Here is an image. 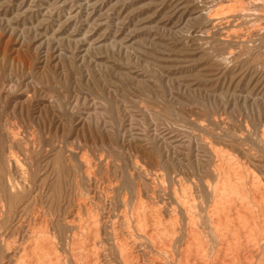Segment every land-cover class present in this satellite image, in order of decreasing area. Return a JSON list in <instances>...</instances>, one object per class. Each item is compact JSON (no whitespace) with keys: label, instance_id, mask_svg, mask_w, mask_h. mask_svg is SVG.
Segmentation results:
<instances>
[{"label":"rangeland","instance_id":"1","mask_svg":"<svg viewBox=\"0 0 264 264\" xmlns=\"http://www.w3.org/2000/svg\"><path fill=\"white\" fill-rule=\"evenodd\" d=\"M96 255L264 264V0H0V264Z\"/></svg>","mask_w":264,"mask_h":264},{"label":"bare ground","instance_id":"2","mask_svg":"<svg viewBox=\"0 0 264 264\" xmlns=\"http://www.w3.org/2000/svg\"><path fill=\"white\" fill-rule=\"evenodd\" d=\"M222 12V11H221ZM214 152H216V151H214ZM11 152H9V154H10ZM14 154V153H13ZM218 154V153H217ZM214 155H216V154H214ZM218 157V156H217ZM221 163V162H220ZM238 165V164H237ZM84 169H85V167H84ZM89 169V168H88ZM233 169V168H232ZM238 169V168H237ZM236 170V169H235ZM84 171V170H83ZM228 171V170H227ZM87 172V171H86ZM89 172H90V170H89ZM238 172V171H237ZM154 173V172H153ZM228 173V172H227ZM88 174V173H87ZM241 174V173H240ZM24 175V174H23ZM92 175V174H91ZM220 175H221V173H220ZM219 175V176H220ZM239 175V174H238ZM262 175V174H261ZM26 176V175H25ZM221 177H222V175H221ZM252 177V176H251ZM261 177V176H260ZM260 177H257V178H260ZM236 179V178H235ZM219 180V179H218ZM239 180H241V179H239ZM233 181V180H232ZM223 182V181H222ZM221 182V183H222ZM259 182V181H258ZM223 183H225V182H223ZM256 184V183H255ZM223 185V184H222ZM238 185V184H237ZM258 185V184H257ZM111 186V185H110ZM263 186V185H262ZM261 186V187H262ZM137 187H138V185H137ZM251 187V186H250ZM136 188V187H135ZM183 188V187H182ZM227 188V187H226ZM225 188V189H226ZM240 188V187H239ZM257 188H258V186H257ZM250 189V188H249ZM218 191H219V189H218ZM236 191V190H235ZM243 191V190H242ZM262 191V190H261ZM261 191H260V193H261ZM139 193V192H138ZM137 193V194H138ZM240 193V192H239ZM124 194V193H123ZM217 194V193H216ZM93 195V194H92ZM106 196V195H105ZM109 196V195H108ZM120 196H122V195H120ZM211 196H214V195H211ZM220 196V195H219ZM29 198V197H28ZM120 198V197H119ZM175 198V197H174ZM222 198H223V196H222ZM226 198H228V197H226ZM226 198H224V199H226ZM234 198V197H233ZM81 199V198H80ZM79 199V200H80ZM214 199V198H213ZM230 199V198H229ZM253 199V198H252ZM188 200V199H187ZM217 200V199H216ZM222 200V199H221ZM248 200V199H247ZM120 201H123V200H120ZM217 201H219V200H217ZM229 201V200H228ZM228 201H226L227 203H228ZM232 200H230L229 201V203L231 202ZM84 202V201H83ZM221 202V201H220ZM233 202H234V200H233ZM248 202H250V201H248ZM79 203V202H78ZM77 203V204H78ZM80 203H82V202H80ZM149 203V202H148ZM192 203V202H191ZM212 203V202H211ZM217 203V202H216ZM222 203V202H221ZM83 204V203H82ZM84 204H85V202H84ZM141 204V203H140ZM220 204V203H219ZM225 204V203H224ZM223 204V205H224ZM250 204V203H249ZM79 205V204H78ZM137 205V204H136ZM218 205V204H217ZM222 205V206H223ZM227 205V204H226ZM235 205H237V204H235ZM83 206V205H82ZM247 206V205H246ZM35 207V206H34ZM79 207H81V206H79ZM214 207H216V206H214ZM232 207V206H231ZM135 208V207H134ZM218 208V207H217ZM149 209V208H148ZM160 209V208H159ZM72 210V209H71ZM219 209H217V210H213L214 212H217ZM235 210H236V208H235ZM240 210V209H239ZM41 211V210H40ZM77 211V210H76ZM188 211V210H187ZM221 211V210H220ZM223 211V210H222ZM227 211H228V209H227ZM219 212V211H218ZM233 212V211H232ZM240 212V211H239ZM35 213V212H34ZM41 213V212H40ZM81 213V212H80ZM80 213H79V215H80ZM155 213V212H154ZM209 213V212H208ZM235 213V212H234ZM31 214V213H30ZM82 214V213H81ZM91 214V213H90ZM89 214V215H90ZM159 214V213H158ZM214 214H216V213H214ZM218 214V213H217ZM221 214V213H220ZM225 214V213H224ZM222 215V214H221ZM31 216V215H30ZM40 216H42V215H40ZM73 216V215H72ZM81 216V215H80ZM103 216V215H102ZM137 216V215H136ZM211 216V215H210ZM230 216V215H229ZM108 217V216H107ZM214 217V216H213ZM33 218V217H32ZM104 218V217H103ZM188 218V217H187ZM210 218V217H209ZM48 219V218H47ZM69 219V218H68ZM67 219V220H68ZM76 219V218H75ZM74 219V220H75ZM137 219V218H136ZM155 219V218H154ZM73 220V221H74ZM83 220V219H82ZM222 221H223V218L221 219ZM220 220V221H221ZM263 220V219H262ZM30 221V220H29ZM65 221V220H64ZM95 221V220H94ZM215 221L217 222L216 224H218L219 223V220H218V218H216L215 219ZM65 222H67V221H65ZM69 222H72L71 220L69 221ZM126 222H127V220H126ZM249 222V221H248ZM19 223H20V221H19ZM28 223V222H27ZM76 223H77V221H76ZM81 223V222H80ZM206 223V222H205ZM66 224H68V222L66 223ZM70 224V223H69ZM138 224V223H137ZM213 224V223H212ZM20 225V224H19ZM39 225V224H38ZM71 225V224H70ZM73 225V224H72ZM126 225V224H125ZM163 225V224H162ZM171 225V224H170ZM223 225V224H222ZM44 226V225H43ZM219 226V225H218ZM253 226V225H252ZM74 227V226H73ZM78 227V226H77ZM87 227V226H86ZM92 227V226H91ZM122 227V226H121ZM137 227V226H136ZM27 228V227H26ZM43 228V227H42ZM82 228V227H81ZM84 228V227H83ZM246 228V227H245ZM47 229V227L45 228V230ZM79 229H80V227H79ZM115 229V228H114ZM145 229V228H144ZM169 229V228H168ZM214 229V228H213ZM247 229V228H246ZM69 230V229H68ZM156 230V229H155ZM191 230V229H190ZM39 231V230H38ZM149 231V230H148ZM151 231V230H150ZM171 231V230H170ZM198 231V230H197ZM46 232H47V230H46ZM93 232V231H92ZM169 232V231H168ZM250 232V231H249ZM42 233V232H41ZM81 233V232H80ZM119 233V232H118ZM148 233V232H147ZM188 233V232H187ZM245 233V232H244ZM44 235H45V233H43ZM73 234V233H72ZM75 234V233H74ZM77 234H79V233H77ZM162 234H163V232H156V233H150V235H148V237L150 236L151 238H153V237H157L158 238V243L159 244H163V239L161 238V236H162ZM90 235V234H89ZM92 235V234H91ZM46 236V235H45ZM74 236V235H73ZM145 236V235H144ZM21 237V236H20ZM40 237H41V235H40ZM47 237V236H46ZM119 237V236H118ZM192 237V236H191ZM258 237V236H257ZM29 238V237H28ZM52 238V237H51ZM65 238V237H64ZM73 238V237H72ZM88 238H90V237H88ZM237 238V237H236ZM54 239V238H53ZM77 239V238H76ZM94 239V238H93ZM128 239V238H127ZM257 239V238H256ZM43 240V239H42ZM74 240V239H73ZM122 240V239H121ZM154 240V239H153ZM12 241V240H11ZM70 241H72V240H70ZM126 241V240H125ZM144 241V240H143ZM190 241V240H189ZM201 241V240H200ZM230 241V240H229ZM236 241V240H235ZM49 242V241H48ZM117 242H118V240H117ZM121 242V241H120ZM119 242V243H120ZM124 242V241H123ZM170 242V241H169ZM7 243H8V241H7ZM51 243V242H50ZM55 243V242H54ZM54 243H52L53 245H54ZM71 243V242H70ZM157 243V244H158ZM168 243V242H167ZM5 244V243H4ZM87 244V243H86ZM126 244V243H125ZM257 244V243H256ZM71 245V244H70ZM91 245V244H90ZM116 245V244H115ZM122 245V244H121ZM124 245V244H123ZM189 245H190V243H189ZM198 245H200L199 243H198ZM19 246V245H18ZM56 246V245H55ZM156 246V245H155ZM26 247V246H25ZM45 247V246H44ZM89 247V246H88ZM126 247H127V244H126ZM54 249H55V247H53ZM52 248V249H53ZM121 248H122V246H121ZM124 248V247H123ZM130 248V247H129ZM161 248V247H160ZM71 249V248H70ZM89 249V248H88ZM131 249V248H130ZM188 249V248H187ZM35 250V249H34ZM56 250V249H55ZM75 250V249H74ZM129 250V249H128ZM134 250V249H133ZM145 250V249H144ZM160 250V249H159ZM8 251V250H7ZM45 251V250H44ZM130 251H132V250H130ZM99 252V251H98ZM125 252V251H124ZM127 252V251H126ZM252 252V251H251ZM28 253V252H27ZM128 253H130V252H128ZM249 253V252H248ZM30 254V253H29ZM43 254V253H42ZM55 254H58V253H55ZM69 254H71V253H69ZM132 254V253H131ZM130 254V255H131ZM25 255V254H24ZM46 255V254H45ZM47 255H48V253H47ZM49 255H50V253H49ZM91 255V254H90ZM151 255V254H150ZM59 255H57V257H58ZM63 256V255H62ZM61 256V257H62ZM123 256V255H122ZM138 256V255H137ZM155 256H158V255H155ZM200 256V255H199ZM22 257V256H21ZM26 257V256H25ZM32 257V256H31ZM56 257V256H55ZM72 257H75V255L74 256H72ZM91 257V256H90ZM90 257H89V259H90ZM195 257V256H194ZM27 258V257H26ZM29 258V257H28ZM39 258V257H38ZM123 258H125V257H123ZM122 258V259H123ZM127 258H128V256H127ZM154 258V257H153ZM219 258V257H218ZM54 259V258H53ZM79 259V258H78ZM88 259V260H89ZM152 259V258H151ZM199 259V258H198ZM197 259V260H198ZM32 260V259H31ZM52 260V259H51ZM87 260V261H88ZM213 260V259H212ZM37 261V260H36ZM46 261H48V260H46ZM53 261V260H52ZM80 261V260H79ZM86 261V260H85ZM194 261H196V260H194ZM3 262V261H2ZM45 262V261H44ZM74 262H76V261H74ZM73 262V263H74ZM91 262H92V264H101V262H100V259H99V256L98 255H96V256H94L93 257V259L91 260ZM198 262V261H197ZM59 263H62V262H59ZM86 263V262H85ZM148 263V262H147ZM146 263V264H147ZM183 263V262H182ZM238 263V262H237ZM5 264V263H4ZM23 264V263H22ZM30 264V263H29ZM36 264V263H35ZM145 264V263H144Z\"/></svg>","mask_w":264,"mask_h":264}]
</instances>
